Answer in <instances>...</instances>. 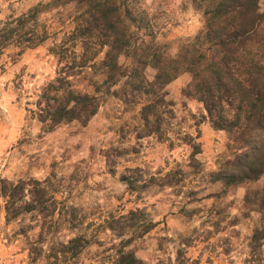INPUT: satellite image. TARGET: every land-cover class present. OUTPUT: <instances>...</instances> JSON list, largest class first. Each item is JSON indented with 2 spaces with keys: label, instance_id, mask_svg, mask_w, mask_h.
I'll use <instances>...</instances> for the list:
<instances>
[{
  "label": "rangeland",
  "instance_id": "374dc122",
  "mask_svg": "<svg viewBox=\"0 0 264 264\" xmlns=\"http://www.w3.org/2000/svg\"><path fill=\"white\" fill-rule=\"evenodd\" d=\"M47 1L0 0V24ZM140 4L156 42L169 56L202 27V15L191 0ZM66 14H39L36 26L49 34L40 46L20 56L12 47L0 51V179L49 180L48 190L62 215L54 239L65 242L82 235L88 240L75 264L106 262L120 234L133 236L129 249L142 264H247L253 259L249 239L259 219L245 215L244 197L264 189V175L226 189L211 182L209 174L230 155L227 134L207 121L196 125L203 109L183 94L189 75L164 88L172 114L162 117V139L135 137L140 105L121 96L102 97L86 124L65 123L49 132L31 113L40 89L56 77L57 59L50 49L72 28ZM145 73L152 80L154 71L147 68ZM85 84L76 88L84 90ZM197 131L201 152L193 164L191 149L182 140ZM30 222L34 225L33 218L20 217L6 223L0 199V264H29L27 239L18 233ZM147 224L151 229L142 233ZM35 232L27 234L30 242L37 241ZM46 240L43 250L49 248ZM254 259L248 264H264V244ZM53 262L42 254L35 264Z\"/></svg>",
  "mask_w": 264,
  "mask_h": 264
},
{
  "label": "trees",
  "instance_id": "16d2710c",
  "mask_svg": "<svg viewBox=\"0 0 264 264\" xmlns=\"http://www.w3.org/2000/svg\"><path fill=\"white\" fill-rule=\"evenodd\" d=\"M191 3L201 13L203 24L174 56L156 42L140 0H48L0 24V51L12 47L20 56L40 46L49 34L37 28L39 14L66 12L72 28L50 49L57 59L56 77L40 89L36 109L31 111L47 132L65 123L84 125L97 113L102 97L121 96L140 105L135 137L162 139V117L172 114L164 88L187 74L191 82L183 94L203 109L196 125L207 121L214 130L227 134L230 155L223 156L216 171L209 174L211 182H220L226 189L256 181L264 175V11L260 0ZM147 68L154 71L152 80L146 76ZM80 82L86 83L84 90L76 88ZM198 138L197 131L196 136L185 134L182 140L191 149L193 164L201 152ZM48 181L0 179L5 222L34 219V225L21 226L18 233L27 239L29 264L42 254H48L53 264H75L88 240L82 235L65 242L54 239L62 215ZM243 207L245 215L253 213L259 219L249 239L254 259L264 244V189L247 192ZM150 229L147 224L142 233ZM32 231L37 241L28 240ZM122 236L101 264H142L129 249L133 236ZM45 240L49 248L43 250Z\"/></svg>",
  "mask_w": 264,
  "mask_h": 264
}]
</instances>
